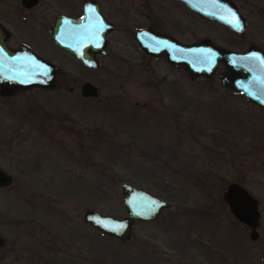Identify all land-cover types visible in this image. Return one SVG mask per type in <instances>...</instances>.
Instances as JSON below:
<instances>
[{
  "label": "rangeland",
  "instance_id": "obj_1",
  "mask_svg": "<svg viewBox=\"0 0 264 264\" xmlns=\"http://www.w3.org/2000/svg\"><path fill=\"white\" fill-rule=\"evenodd\" d=\"M232 1L247 19L242 35L178 0L136 9L160 10V29L183 43L209 37L264 50V0ZM146 21L130 16L132 28ZM122 29L96 68L60 51L41 27L28 37L64 76L56 87L0 95V166L11 176L0 185V264H264V109L221 83L222 63L191 78ZM84 81L97 96L81 95ZM231 181L259 201L256 239L222 199ZM122 182L171 202L157 219L136 221L125 241L82 218L86 209L124 216Z\"/></svg>",
  "mask_w": 264,
  "mask_h": 264
},
{
  "label": "water",
  "instance_id": "obj_2",
  "mask_svg": "<svg viewBox=\"0 0 264 264\" xmlns=\"http://www.w3.org/2000/svg\"><path fill=\"white\" fill-rule=\"evenodd\" d=\"M180 1L198 15L220 23L238 35H242L247 27L246 17L232 0ZM34 2L36 0H29V5ZM64 19L69 20L63 15L56 18L51 30L53 42L83 64L91 68L98 67L95 53L102 56L106 53L105 30L99 29L90 38L85 34L75 35L73 30L72 34L65 35L58 30ZM69 22L71 26L78 25L73 19ZM4 37L5 31L0 25V95H9L21 88H52L60 85L64 71L57 64L28 47H8ZM135 39L145 53L152 56L164 54L172 66H183L191 78L210 77L222 63L224 68L218 73L221 83L243 93L249 101L264 109V50L259 46L249 45L246 49L234 50L214 44L209 37L183 43L167 33L150 28L136 30ZM80 92L82 96L98 95L97 86L90 81L82 82ZM10 182V176L0 168V185H8ZM121 193L126 210L124 216L114 217L86 209L82 214L83 220L103 233L125 241L130 239L136 221L155 220L164 208L171 205L169 200L128 182L121 183ZM222 199L230 213L250 228V238L256 239L260 218L258 199L237 181H231L225 186Z\"/></svg>",
  "mask_w": 264,
  "mask_h": 264
},
{
  "label": "flooded vegetation",
  "instance_id": "obj_3",
  "mask_svg": "<svg viewBox=\"0 0 264 264\" xmlns=\"http://www.w3.org/2000/svg\"><path fill=\"white\" fill-rule=\"evenodd\" d=\"M132 1L133 0H75L66 8L60 6L58 2L57 8V6L51 4V1L43 3V0H36V2L29 5V0H0V25L5 31L4 41L10 48L25 46L34 51V48L30 45L31 42L28 40V37L33 34L32 30L34 28L41 27L45 30L48 38L51 40V43L60 51L70 56L72 55L59 48L52 40L51 30L55 25L56 18L58 16L63 15L69 18V20L73 19L78 23L76 26H71L69 20L64 19L62 23H60L58 30L63 31L65 35L72 34L73 30L76 33L75 35L85 34L88 38H90L91 36L97 34L99 29H104L106 38V53L103 56L98 52L95 53L98 63H100L99 61L101 57L110 53V44H112V39L115 37L114 33L118 24L121 28L123 26L124 29H122V31L126 33H120V35H126V38L131 36L138 46L139 44L135 39V32L140 28H150L155 31L167 33L174 37L172 33H168L167 31L160 29V10L158 13L155 12V15L151 16V14L145 11L146 8L142 7L144 5L142 4L143 0L137 4L132 3ZM180 2L183 3L182 1ZM183 4L187 6L185 3ZM137 6L145 10L141 11L140 9H136ZM187 8L189 7L187 6ZM133 9H136L137 11H133ZM190 11L193 12L192 9H190ZM141 12L142 15L146 17V20L148 17V21L132 28V23H130L131 14L140 16ZM85 22L86 24H83ZM24 25L26 28H24ZM108 25L109 28H107ZM34 52L42 56L37 51ZM42 57L47 59L44 56ZM72 57L76 59L74 56ZM47 60L55 63L50 59ZM76 60L83 66L91 68L83 64L78 59ZM10 95L12 94L1 96L6 97ZM0 168L10 176V174L3 167L0 166Z\"/></svg>",
  "mask_w": 264,
  "mask_h": 264
}]
</instances>
